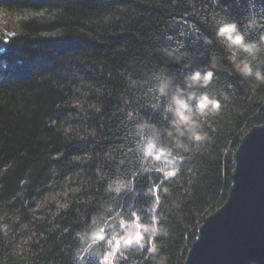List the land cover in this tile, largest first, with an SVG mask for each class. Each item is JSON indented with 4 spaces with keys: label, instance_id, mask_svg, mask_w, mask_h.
Instances as JSON below:
<instances>
[{
    "label": "trees",
    "instance_id": "1",
    "mask_svg": "<svg viewBox=\"0 0 264 264\" xmlns=\"http://www.w3.org/2000/svg\"><path fill=\"white\" fill-rule=\"evenodd\" d=\"M0 13V264H103L135 215L160 234L115 264H183L226 201L242 137L264 124V83L237 72L246 54L216 30L235 21L259 43L264 0H0ZM193 72L209 84L189 86ZM178 87L193 107L220 101L193 114L203 140L173 124ZM149 138L182 161L175 175L144 156Z\"/></svg>",
    "mask_w": 264,
    "mask_h": 264
},
{
    "label": "water",
    "instance_id": "2",
    "mask_svg": "<svg viewBox=\"0 0 264 264\" xmlns=\"http://www.w3.org/2000/svg\"><path fill=\"white\" fill-rule=\"evenodd\" d=\"M226 201L206 216L183 264H264V124L242 137Z\"/></svg>",
    "mask_w": 264,
    "mask_h": 264
},
{
    "label": "clouds",
    "instance_id": "3",
    "mask_svg": "<svg viewBox=\"0 0 264 264\" xmlns=\"http://www.w3.org/2000/svg\"><path fill=\"white\" fill-rule=\"evenodd\" d=\"M43 15V13H40ZM33 15V14H29ZM22 17H17L21 19ZM27 18V17H23ZM216 37L224 45V47L230 52L233 59L241 52L246 54V58H242L239 63L236 64V70L244 78H254L256 81L264 83V67L254 65V61L257 60L258 54L264 51V35L260 37V42L255 40L249 41L246 36L240 31L237 22H220L217 30ZM211 80V74H207L203 78L199 72H193L188 77V85H200L206 86ZM168 87V82L159 85L160 92H164ZM182 89L179 87L176 93L172 96V103L174 107L175 119L173 124L177 126L179 135L183 136L187 132L188 135L194 140H203L205 137L198 131L199 124L194 121L193 114L197 112L201 115L205 114L206 110L209 112H215L220 109V101L210 98L206 93L202 94L197 104L193 107L188 101L192 99L189 95L187 98L182 94ZM144 156H154L156 160H161L163 157L164 167L160 169L166 177L168 175H175V165L172 164L163 155L162 151H158L155 146V138H149L143 149ZM152 224L141 223V217L134 216V219L130 222H123L120 225L122 234L114 237L116 243L113 247L124 246L132 247L138 246L144 247L145 235L148 236L149 242L155 240L160 234V230L157 227L156 218L153 217ZM101 235H95L92 238V243H95L98 239H102ZM111 244L112 241H109ZM150 253L157 252V247L152 244L149 248ZM105 264H112V254L106 258Z\"/></svg>",
    "mask_w": 264,
    "mask_h": 264
},
{
    "label": "rangeland",
    "instance_id": "4",
    "mask_svg": "<svg viewBox=\"0 0 264 264\" xmlns=\"http://www.w3.org/2000/svg\"><path fill=\"white\" fill-rule=\"evenodd\" d=\"M0 23L1 24H7V17L4 16L3 14L0 13ZM199 117L203 118V120H205L208 117V113L207 111L205 112V114L201 115V114H197ZM195 121V120H194ZM168 161H170L172 164L175 165V173L177 172L176 168L181 164V160L175 159V158H169L167 159ZM75 187V180L72 179H68V182L65 184V187L63 188H59L56 190H53L49 195H48V199L53 200V199H59L61 198L64 194L65 191ZM112 243L110 244V249L108 250L106 256L103 259V264H105L106 258L109 256V254H112V264H115L116 259L119 257L120 255V249L121 246H117V247H113V245L116 243L115 239L111 240Z\"/></svg>",
    "mask_w": 264,
    "mask_h": 264
}]
</instances>
